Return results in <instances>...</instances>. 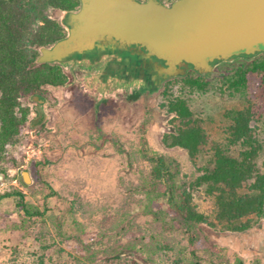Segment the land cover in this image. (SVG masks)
<instances>
[{
	"label": "trees",
	"instance_id": "1",
	"mask_svg": "<svg viewBox=\"0 0 264 264\" xmlns=\"http://www.w3.org/2000/svg\"><path fill=\"white\" fill-rule=\"evenodd\" d=\"M78 4L79 0H0V154L27 124L29 110L22 107V100H40L44 87L63 84L54 65L36 59L41 47L64 35L53 11L72 10ZM259 53L264 52L213 61L211 71H195L197 78L185 80L190 86H200V78L219 76L242 92L245 102L231 117L229 137L208 148L210 157L196 173L184 174L175 157L150 147L146 138L150 121L145 118L139 125L138 143L130 149L112 136L99 135L124 153L129 169L137 167L138 171L135 181H123L124 194L114 215L103 214L95 229L88 228V223H95V211L79 199L66 202L57 215L47 203L57 194L44 183L39 204L19 190L0 195L13 197L20 211L14 231L26 232L31 225L49 220L60 239L51 238L45 249L71 257L73 264L98 259L120 264L131 255L139 258L133 264H161L157 259L168 252L171 264H246L237 254L226 257L224 247L208 236L210 223L196 210L193 197L204 187L213 201L215 221L233 233L245 232L264 220V161H259L263 144L256 127L264 119V60L253 59ZM224 65L229 70L219 69ZM170 105L169 114L178 122L170 144L183 148L194 160L206 144L201 121L183 100L175 99Z\"/></svg>",
	"mask_w": 264,
	"mask_h": 264
},
{
	"label": "rangeland",
	"instance_id": "2",
	"mask_svg": "<svg viewBox=\"0 0 264 264\" xmlns=\"http://www.w3.org/2000/svg\"><path fill=\"white\" fill-rule=\"evenodd\" d=\"M172 1L162 0V3L169 5ZM60 12L53 11L52 14L59 21ZM63 30L65 33L64 27ZM253 59L264 60V53ZM219 69L227 71L229 65ZM191 77L197 78V73L192 71L176 78L162 90L132 103L82 99L77 96L76 88L72 94L70 88H62L68 83L63 77L62 85L42 89L48 106L42 110L44 116L41 119L35 103L22 100V107L29 110L27 124L0 154V195L19 190L26 199L39 204L46 183L57 194L47 202L52 212L59 215L70 200L87 202L95 211L92 219L95 223H88V228L95 229L103 214L114 215L124 194L123 181H135L138 176L137 167L128 168L124 153L116 151L110 140L103 142L99 135L112 136L124 149H130L138 143L139 125L145 118L150 121L146 126L150 147L175 157L184 174L196 173L197 167L210 157L208 148L229 137L231 117L242 110L245 102L243 93L229 87L219 76L200 78V86L185 83ZM175 99L186 103L193 117L201 121L205 133L206 144L194 160L189 158L186 150L170 144L171 132L178 123L175 116L169 114L170 101ZM256 127L258 137L262 138L263 149L259 154L262 162L264 119ZM24 171L28 174L29 184L23 180ZM193 203L210 223L208 236L224 247L226 257L232 259L237 254L246 264L256 261L264 264V220L245 232L233 233L215 221L213 201L204 187L194 193ZM20 218L13 197L0 198V264H73L71 257L65 254L59 257L53 249H45L51 238L60 239L49 220L17 234L13 227ZM67 221L70 222L71 217H67ZM59 245L63 246L61 242ZM172 258L168 252L157 261L171 264ZM135 259L139 260L137 256H124L120 264H133ZM90 264L106 263L98 259Z\"/></svg>",
	"mask_w": 264,
	"mask_h": 264
},
{
	"label": "water",
	"instance_id": "3",
	"mask_svg": "<svg viewBox=\"0 0 264 264\" xmlns=\"http://www.w3.org/2000/svg\"><path fill=\"white\" fill-rule=\"evenodd\" d=\"M60 24L67 35L41 47L37 62L64 64L99 48L102 36L140 43L170 67L185 61L206 72L215 58L264 52V0H79L76 11L60 12Z\"/></svg>",
	"mask_w": 264,
	"mask_h": 264
},
{
	"label": "flooded vegetation",
	"instance_id": "4",
	"mask_svg": "<svg viewBox=\"0 0 264 264\" xmlns=\"http://www.w3.org/2000/svg\"><path fill=\"white\" fill-rule=\"evenodd\" d=\"M78 8L79 4L72 10L76 11ZM66 35L65 30L61 38ZM95 45L99 48L87 50L64 64L44 62L54 65L68 81L63 89L70 88L72 94V90L76 88L77 96L82 99L132 103L162 90L176 78L192 71L204 70L185 61L170 67L164 58L155 56L144 45L118 40L112 36L100 37ZM213 61L222 60L215 58ZM168 69H171V73ZM33 103L40 112L38 118L41 119L44 116L42 110L46 109L48 101L42 96Z\"/></svg>",
	"mask_w": 264,
	"mask_h": 264
}]
</instances>
